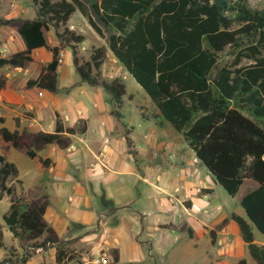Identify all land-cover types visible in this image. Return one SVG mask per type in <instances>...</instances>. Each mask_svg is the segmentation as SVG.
<instances>
[{
    "label": "trees",
    "instance_id": "obj_1",
    "mask_svg": "<svg viewBox=\"0 0 264 264\" xmlns=\"http://www.w3.org/2000/svg\"><path fill=\"white\" fill-rule=\"evenodd\" d=\"M30 1L36 7L34 18L0 17V27L14 30L25 46L8 57L0 49V70L24 68L34 51L44 49L51 59L26 87L55 94L60 53L70 50L80 81L101 88L119 109L126 95L124 83L104 81L99 75L109 53L227 195L236 196L245 181L255 185L239 200L245 218L231 214L229 220L237 226L250 258L264 264V247L255 243L253 234L255 229L264 237V10L254 8L249 0ZM75 12L99 38L105 39L103 31L108 33L106 47L93 48L89 59L81 62L78 47L84 37L66 27ZM51 29L54 46L46 36ZM227 50L233 60L220 64V55ZM5 83L0 77V92ZM111 115L122 118L116 110ZM85 132V123L65 127L56 114L52 133L11 132L2 126L0 138L14 149H24L32 160L48 146L67 150L71 136ZM16 176L15 165L0 156V201L11 198L2 217L9 232L24 244L54 247L55 264L73 260L45 221L48 198L27 202L16 197L9 186ZM210 239L214 243V231ZM1 242L0 226V247Z\"/></svg>",
    "mask_w": 264,
    "mask_h": 264
},
{
    "label": "crops",
    "instance_id": "obj_2",
    "mask_svg": "<svg viewBox=\"0 0 264 264\" xmlns=\"http://www.w3.org/2000/svg\"><path fill=\"white\" fill-rule=\"evenodd\" d=\"M34 17L21 19H32ZM69 22L70 19L68 23ZM9 30L12 31L11 35L12 33L14 34L13 38H11L12 41L17 43L18 46V50L14 51L13 54L24 51L25 46L23 45L21 39L14 30ZM42 51H44L47 55H50V53L44 49L36 50L31 55L32 62L24 68H4L0 70V72H3V70L6 69L16 71L13 72L12 75L3 76L0 73V77H4L6 79L5 86L0 92V108L9 112L8 116H0V118L3 119V126L6 122L9 123L12 121L14 127L12 130L8 129L12 132L15 130H29L25 127L26 124L20 127V123L28 122V127L30 125L35 126V124L38 123L42 125L44 124L48 130L45 131L41 128L31 132L42 131L52 133L54 131L55 116L57 114L59 115L63 126L72 127L77 124L85 123L87 132V124L84 118L85 111L78 106V104L86 103L89 105L92 103V107L96 109L97 106H99L101 111L112 118L113 121L110 125H108V127H105V132L101 131V133H103L98 136V138L94 139L92 143L83 139L86 132L82 135L71 136L70 147H76L77 151L74 154L67 155L66 157L68 158L64 156V151L62 152V150H59L54 146H48L39 151L36 158L32 159L38 170L37 182L34 186H32L33 189H23L20 181V192L17 193L16 191L19 195L23 194L27 202L42 196H46L48 198L49 205L45 214V221L56 231L60 241L62 242V248L67 250V252H70L69 256H74L73 260L67 261L65 264H87L88 262L100 258L101 256H106L107 259H109L110 264H157L155 257L151 253L153 247L149 234L151 231L144 226V222L147 221V215L140 209L133 207V203L139 199V195H137V198L132 202H125L121 204L117 202H110L112 200L107 195V185L102 182L101 178L103 176H108L109 174L113 175V173L122 174L129 172L130 175H133L136 181L135 188H137L136 186L141 183L142 185L154 188L160 193L161 200L163 201L160 203V206L163 210H160L158 215L163 216L162 218L159 217L160 221L158 220L155 222V225L153 226L154 232H159L165 228H169V232L172 235L176 233H185L189 239L196 240L197 235L193 228V223L198 222V224L201 225V235L207 236L212 246L217 247L216 240L224 238V233L231 234L234 240L238 243L239 247L246 246L241 240L237 226L229 220L230 217L216 220L215 218L208 217V224L199 220L198 217L200 214H198L196 209L197 206L195 205L198 201H196L195 198H199L201 203L207 202V200H203L201 196H198V189L208 188L189 185L194 180L193 169H189L184 172V184L182 187L175 186L173 190L170 189V191H165L158 185L160 182V176L155 174V172L158 171L155 169L153 164H151L150 159L153 158V160H156L157 155H149L135 151L134 128H131V133L129 135L125 136L124 134L123 137L120 136L122 138V141L119 139V145L122 143L120 154L116 153L109 158H107L106 155L103 162L104 166L97 163V160L95 159L97 158V151L93 150V148H96L99 144L100 148H103V135L105 139L107 134L113 135L117 131V126L119 130V127L123 129L122 127L127 125L124 121V115L121 112V121H117V118H114L113 115H111L110 107L103 104L101 90H98V88L88 89V85L81 84L79 82V77L76 72H69L74 68L72 64V56L69 50H63V66L61 69H64L66 72L60 71V67H58L57 87L59 89L60 83L63 81H66L65 85H62L66 87V89L78 84L71 95L68 94L62 97H57L55 96L56 93L50 94L35 87L27 88L26 82L36 78L40 72L39 70L38 73L32 74L34 64L37 63V59L34 58V55L36 56L38 53H42ZM3 56L8 57L5 55ZM50 59L48 58L46 63H48ZM45 64H43L41 68ZM15 84H17V89L14 88ZM38 92L42 93L41 98L37 97ZM97 100L99 101L98 103ZM23 105L26 109L35 110L34 115L32 116L30 114L28 115V118L22 116L19 110ZM11 106H14L15 109H11ZM16 119L19 121L18 124H16ZM142 120L146 122L152 121L151 123H153L154 127H158L160 129H170L171 131L167 133V136L174 141L178 140V138L172 135L173 130L165 122H160L161 118L159 117L157 111L155 116L153 115L149 118L142 116ZM76 136H79L80 138L77 140L75 139ZM115 142L116 141L114 140L111 147H109L110 142H108L109 144L105 148L106 152L111 149L112 151H115L113 144L114 146L115 144L118 145V141L116 143ZM3 144L5 148H12L9 143L3 142ZM126 146L128 148L132 146L135 154L131 155L127 153ZM47 149H50L53 154L43 155L42 153ZM17 150H21L25 153L24 149ZM56 150L60 152H57ZM195 159L194 155V160ZM40 160L47 161V165H42ZM195 163L198 164L197 161ZM91 165L96 166L94 168L90 167V169L89 166ZM210 191L211 190L209 189L207 195L211 198L212 191ZM244 194L245 193H242L241 197ZM105 197L106 199L101 203L100 201ZM8 198L11 201V198ZM219 211L221 212L222 210L218 209L216 212L212 211L216 218L220 217ZM199 212L203 213L204 210H200ZM224 220H227V223L223 224ZM0 226L2 232L0 249L2 248L3 243V253L0 257H2L8 250V246H13V248L19 250L20 244L23 245L24 243L17 237H14L4 223L0 224ZM189 231L192 234L191 236H189ZM211 231L215 232L214 243H212L210 239ZM261 246L264 247V244ZM234 248L235 246L232 242V244L228 246L227 252H225V254H218V258L232 255ZM35 249H38V247H35ZM55 253L56 251L54 247L42 249L40 254H37L33 264H41L43 256H48L46 264H55ZM114 257H116L117 261H114ZM240 260L242 259H239L238 257L236 262L238 263ZM211 261L212 263L217 262V259L211 256ZM26 262L27 261H24V263Z\"/></svg>",
    "mask_w": 264,
    "mask_h": 264
},
{
    "label": "rangeland",
    "instance_id": "obj_3",
    "mask_svg": "<svg viewBox=\"0 0 264 264\" xmlns=\"http://www.w3.org/2000/svg\"><path fill=\"white\" fill-rule=\"evenodd\" d=\"M249 1L254 8L264 10V0ZM35 14L36 7L30 0H0V17L31 18L34 17ZM66 27L69 30L74 31L77 35H81L84 37V42L78 47L79 62L88 60L90 52L93 48L106 47V36L108 35V33L103 31L105 39L99 38L88 26L86 19L83 18L78 12L74 13L71 16L70 22L67 23ZM11 32L12 31H10L9 29L0 28V49L2 55L5 56H9L13 54L14 51L18 50L17 43L13 42L11 39L14 36L13 33L11 35ZM46 36L48 44L50 46L56 45L53 29L47 32ZM34 58L37 59V63L34 64L32 74L39 72L41 66L47 62L48 58L50 59V55H47L44 51H42V53H38V55L36 56L34 55ZM232 60L233 57L230 55V51L227 50L220 55L219 62L220 64H230ZM62 64L63 51L60 53L59 67L60 71L66 72L64 69H61L63 66ZM13 72L16 71L12 69H6L0 73L4 76L12 75ZM69 72L74 73V68ZM99 75L100 79L104 81L110 82L114 79H119L124 83L126 87V96L124 98L122 106L119 109H116L114 107L110 98L102 91L101 88L89 86H87V88H98V90H101L103 104L110 107V112L112 110H116L120 114L122 112L124 115V121L127 125L122 127L123 129L119 127V130L117 126V131L113 135L107 134V137H105V139L104 135L102 136V139L104 140L103 148H100V144L96 148H93V150L97 151V158H95L97 160V163H100L102 164V166H104L103 162L106 155L107 158H109L116 153L120 154L122 143L119 145V141H122L121 137H123L124 134L125 136L129 135L131 133V128H134L135 151L149 155H157L156 160H153V158L150 159L151 164H153L155 169H157L158 171L155 172V174H158L160 176V182L158 183V185L162 189H164L165 191H170V189L173 190L175 186L182 187L184 184V172L188 171L189 169L194 170V180L189 185L200 187L203 186L208 188L198 189V196H201V198L203 200H207V202L201 203L199 198H195L196 201H198V203L195 205L197 206L196 209L198 214H200L198 217L199 220L208 224V217L215 218V220L222 218L226 219L229 218L231 214H235L242 218H245V214L239 205V199L242 193H245L254 188V185L252 183L245 181L239 194L234 197H230L229 195H227L224 190L215 183L214 178L208 173V171L199 163H195L197 160H194V154L186 145L182 135L172 131V135L178 138L177 141H174L167 136V133L171 131L170 129H160L158 127H154L153 123H151L152 121L146 122L142 120V116H146L147 118L153 115L155 116L156 111L152 106L150 99L109 53H107L106 59L101 65ZM79 82L81 84H85L80 81V78ZM65 83L66 81L60 83V88L56 92L55 96L62 97L68 94L71 95L73 93V90L76 88V85H78L76 84L66 89V87L62 86L63 84L65 85ZM14 88L17 89V84H15ZM37 97L41 98L42 93L38 92ZM98 102L99 101L97 100V103ZM78 106L81 107L83 111H85L84 118L87 124V132L84 134L83 139H85L87 142L89 141L90 143H92L94 139L98 138V136L103 133H101V131L105 132V127H108V125L113 122L112 118L102 112L99 106L96 105L97 109L93 108L92 103L90 105L88 103L78 104ZM11 109H15L14 106H11ZM19 112L22 116L28 118V115H34L35 110L26 109L23 105L21 106ZM8 114L9 112L0 108V116H8ZM117 121H121V119H117ZM160 122L164 121L161 119ZM24 124H26L25 127L30 131H36L41 128L45 131L48 130V128L44 124L42 125L38 123L35 124V126L30 125L28 127V122H24L20 123V127L24 126ZM2 126L3 125L0 124V128ZM4 127L12 130L14 124L12 121L9 123L6 122ZM79 138V136L75 137V139L77 140ZM114 140L116 142L118 141V145L115 144L114 146L113 144V148L115 147V151H112L111 149L106 152L105 148L109 144L108 142H110L109 147H111ZM56 151L60 152L58 150ZM76 151V147H70L68 150L64 151V156L66 157L69 154H74L76 153ZM135 151L132 149V146H130L129 148L127 147L126 150V152L131 155H134ZM42 154H53V152L50 149H47ZM0 156H4L8 162L13 163L16 166L18 175L17 177L9 181V186L14 188L16 197L22 196L25 199V196L23 194L19 195L17 193L20 192L19 189L21 187V183L23 189H33L32 186H34L37 182L38 175V170L35 162L30 160L21 150L5 148L1 140ZM95 166L96 165H91L89 166V168H94ZM101 179L102 182L107 185V195L112 200L110 202H117L120 204L125 202H132L137 198V195H139V199L135 203H133V207L140 209L142 212H144V214L147 215V221L144 222V226L149 231H151L149 233L153 243L151 253L155 257L157 264H236L238 257L239 259H245L246 264H255V262L250 258L246 246L239 247L238 243L234 240L231 234L224 233L226 237H228V241L222 246H212L208 237L201 235V225L198 224V222L193 223V228L197 235L196 240L189 239L185 233H176L172 235L169 232V228H165L159 232H154L153 226L155 225V222L159 220V217L162 218L163 216L158 215L160 213V210H163L160 206V203L163 202L161 200L160 193L154 188L142 185L141 183L136 186L137 188H135L136 181L133 175H130L129 172L122 174L113 173V175L109 174L108 176H103ZM209 189L212 191L211 198L207 195ZM105 199L106 197L102 200L100 199V202L102 203ZM9 204L10 199L8 197H3L0 201V224H3L2 216L7 212ZM218 209H221L222 211H219L220 217L216 218L213 215V212L218 211ZM200 210H204V212L201 213L199 212ZM2 226L5 227L4 225ZM253 234L255 243L258 246L263 245L264 237L255 229L253 230ZM232 242L235 246L233 254L230 256H222L218 258V254H225V252H227L228 246L232 244ZM2 248L0 249V256L3 253ZM40 252H37L32 244H20L19 250L13 248V246H8V250L5 252V255L0 257V264H33L37 254H40ZM210 255L215 257L217 259V262L212 263ZM24 261L27 262L24 263ZM47 261L48 256H43L41 264H46Z\"/></svg>",
    "mask_w": 264,
    "mask_h": 264
},
{
    "label": "built area",
    "instance_id": "obj_4",
    "mask_svg": "<svg viewBox=\"0 0 264 264\" xmlns=\"http://www.w3.org/2000/svg\"><path fill=\"white\" fill-rule=\"evenodd\" d=\"M228 241V237L224 235V238H220L216 240V245L217 246H222ZM42 249L38 248L36 249L37 252H40ZM87 264H110L109 259H107L106 256H101L100 258H97L93 261L88 262Z\"/></svg>",
    "mask_w": 264,
    "mask_h": 264
}]
</instances>
